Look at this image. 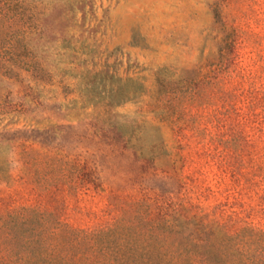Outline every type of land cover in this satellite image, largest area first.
I'll return each mask as SVG.
<instances>
[{
	"label": "rangeland",
	"instance_id": "374dc122",
	"mask_svg": "<svg viewBox=\"0 0 264 264\" xmlns=\"http://www.w3.org/2000/svg\"><path fill=\"white\" fill-rule=\"evenodd\" d=\"M33 24L41 31L26 35L49 68L100 72L99 88L129 78L136 95L107 110L122 134L79 100L72 106L74 94L32 100L24 80H0L10 102L0 119L9 176L0 180V217L35 208L57 234L46 253L24 260L70 262L83 252L78 264L157 261L144 248L186 243L180 234L193 227L181 216L264 229V0H0L3 66L18 28ZM238 132L240 162L226 142ZM40 153L50 158L46 175H63L48 189L23 172ZM84 234L86 247L74 241Z\"/></svg>",
	"mask_w": 264,
	"mask_h": 264
},
{
	"label": "trees",
	"instance_id": "16d2710c",
	"mask_svg": "<svg viewBox=\"0 0 264 264\" xmlns=\"http://www.w3.org/2000/svg\"><path fill=\"white\" fill-rule=\"evenodd\" d=\"M41 29L42 26L39 24H33L30 27L22 25L18 28L23 36L16 43L14 42L12 56L5 60L6 63L3 62L4 66L0 58V80L14 79L18 82L24 80L25 95L32 100H58L60 99L58 95H61V98L65 100L69 99V95L74 94L76 99L70 100L72 106L78 104L77 101L79 100L83 108L88 107L94 110L92 117L97 123L113 126L125 134L124 125L117 121H108L109 118L106 115L109 108L117 105L113 102L114 99L120 97L119 103H124L130 101L132 95H136V88L132 87V83H128L131 79L117 77L114 85L102 86V88L100 86L99 88L95 85L94 79L100 72L82 68L76 76H71V74H67L64 67H57L55 70L49 68L44 56L42 54L37 55L31 44L32 40L29 38V34L40 32ZM26 33L29 34L26 35ZM43 49L46 50V47ZM43 53L45 52L43 51ZM3 67L4 71H1ZM145 91L139 95H145ZM101 93L102 98L95 100L94 96L99 97ZM9 104L7 93H0V119L7 114L6 112L10 108ZM102 108H104L103 112L101 111ZM258 132L264 133V129L260 126ZM226 142L229 147L233 144L238 146L237 157L235 156L238 162L247 155L244 145L246 138L241 132H238L237 139L232 136ZM24 152L26 151L24 150ZM228 157L233 158L231 154L230 156L228 154ZM49 159L48 154L40 153L31 162L24 161V174L26 176L36 175L37 179L40 180L36 185L42 189H48L63 179L61 174L51 176L50 173H47L46 175V169L50 168ZM226 161V164L230 165L229 160ZM6 168L0 165V180L8 181L9 176ZM32 170L34 172H31ZM262 201H264V197H262ZM8 217V221L0 217V264H78L84 261L87 263V257L83 252L71 253L67 258L71 259L70 262L53 263L34 259L24 260L23 257L27 255L39 256L46 253L48 244L57 235H54L56 230L54 227L50 228L44 214L35 208L20 207ZM209 217L208 214L192 215L189 218L181 216L184 224L193 227L192 231L189 230L185 236L184 233H179L182 239L187 240L186 243L173 245L163 243L156 250H150L146 247L144 248L145 252L149 256L154 253L157 254L158 260L154 261L149 258L146 262H129V264H264V229L242 226L232 231L230 229L231 219L220 222ZM169 234V231L164 232V235L162 234L163 239H168ZM92 236L99 237V235ZM74 241L86 247L88 246V235L84 234L80 238L75 236ZM130 251L132 254L134 249L130 248ZM13 252L16 259L7 258ZM127 252L129 253V251Z\"/></svg>",
	"mask_w": 264,
	"mask_h": 264
}]
</instances>
